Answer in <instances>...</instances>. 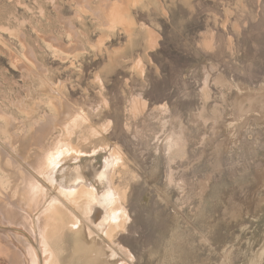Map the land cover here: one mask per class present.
<instances>
[{"label": "rangeland", "instance_id": "374dc122", "mask_svg": "<svg viewBox=\"0 0 264 264\" xmlns=\"http://www.w3.org/2000/svg\"><path fill=\"white\" fill-rule=\"evenodd\" d=\"M263 103L264 0H0V264L53 253L34 213L4 215L10 178L25 169L62 200L49 178L80 175L101 198L111 183L88 168L116 152L124 228L93 254L81 234L52 238L59 262L264 264ZM70 109L83 116L69 134ZM59 141L76 153L39 175L33 159ZM69 209L93 234L101 213Z\"/></svg>", "mask_w": 264, "mask_h": 264}, {"label": "bare ground", "instance_id": "6f19581e", "mask_svg": "<svg viewBox=\"0 0 264 264\" xmlns=\"http://www.w3.org/2000/svg\"><path fill=\"white\" fill-rule=\"evenodd\" d=\"M120 7L121 6L116 3V5L110 8V17L115 24L117 23L122 24L123 22H125L123 11L121 9L122 7L121 8ZM81 116H83V114L78 110L73 111L70 109L69 112L67 111V113L64 116L66 120L64 119L63 126L69 130V134L74 131L75 127L77 126L78 119H80ZM44 128H46V126ZM44 128L40 127L35 131L36 132L35 137L40 139L39 141L40 143L42 142L41 138H43V136L47 133V130L45 131ZM174 144H175L174 141L170 142L171 147ZM75 153L76 151L70 143L59 141L58 143H56L55 147L50 149L46 154L36 156V158L33 159L34 163H32V167L36 173L42 176L48 170L56 172V169L61 163L62 158L65 157L64 155H71ZM112 157L113 158L111 160L106 162V166L101 165L100 167H96V168L95 167L88 168L89 174H92L96 179H98V181L103 182L104 180H107L111 183L109 191L106 192V194H104V196L101 198H98L96 188L89 189L88 187L85 186L84 184L85 179L80 175L77 176L76 179H74V182L73 180H70L71 184L68 188H62L57 186L54 177L49 178L48 182L50 184V187L52 188V190L53 189L58 190V192L62 195L61 197H63L62 200L58 198L59 195L58 196L55 195V197L51 195L48 198V200H46V194L43 188L40 187L37 184V182L24 171L25 169L22 170V172L25 174L24 178L20 177L19 180L17 181L15 179L10 178L9 181V183L11 184L10 192L6 193V195L4 194L5 196H3L5 197L4 199L8 205L9 211L5 212L4 210L3 213L4 215L8 216L10 220H14V218H16V216L18 215V217H23L22 218L23 220L25 219V221L26 220L28 221L29 217L31 216V214L28 215L30 211L34 213L35 216L38 217L37 218L38 233L41 242L44 244L45 250L53 252L51 254V258L47 261L48 264H63L62 262H59L57 255L52 250L50 241L52 238L64 234L66 231L67 232L70 231L75 235L78 234L83 235L84 245L87 244V249L93 254L94 253L93 247L98 242L96 235L99 234V236L100 235L103 236L104 239L111 241L115 233L118 230L124 228L125 221L127 219V213L125 212L124 207L122 206V199L124 197H122L123 195L121 194V192L118 191L113 185V174L117 168L121 167L124 164V158L121 154L119 153L117 154V152L113 154ZM14 161L16 160H11V162H9L12 168H15V163L17 162ZM66 200L69 202V204L66 202ZM69 205L75 209L80 210L81 212L86 213L88 217L97 216L99 213H101L102 215L100 219L101 221L98 224H96V230L95 231L92 230L93 234H90L91 228L89 229V233L86 234V229H85L86 220L84 223H82L83 221L81 222L80 219L77 218L78 217L77 215L76 217L74 214H72V211L69 209ZM4 207L6 209L7 206L4 205ZM23 224H25V226L29 228L28 226L29 223L23 221ZM79 245L81 244L79 243ZM2 249L4 250V248ZM4 255H7V252ZM10 256L12 257V255ZM100 257L101 255H99L97 259L96 256H93L94 258L93 261L95 262L94 264H98ZM121 264H126V263H121Z\"/></svg>", "mask_w": 264, "mask_h": 264}]
</instances>
